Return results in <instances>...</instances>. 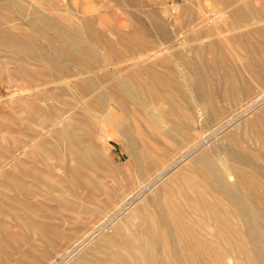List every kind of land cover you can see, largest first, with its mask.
Returning a JSON list of instances; mask_svg holds the SVG:
<instances>
[{"label":"rangeland","instance_id":"rangeland-1","mask_svg":"<svg viewBox=\"0 0 264 264\" xmlns=\"http://www.w3.org/2000/svg\"><path fill=\"white\" fill-rule=\"evenodd\" d=\"M69 32L92 66L57 52ZM262 97L264 0H0V264H264ZM180 125L215 163L245 154L256 166L230 168L259 184L223 175L241 202L214 178L183 185L179 230L145 248L143 217L190 155L150 181L185 151Z\"/></svg>","mask_w":264,"mask_h":264},{"label":"bare ground","instance_id":"bare-ground-1","mask_svg":"<svg viewBox=\"0 0 264 264\" xmlns=\"http://www.w3.org/2000/svg\"><path fill=\"white\" fill-rule=\"evenodd\" d=\"M53 36L54 38L58 40V45H56L57 52L62 57H64L68 62L73 64L78 69H84L85 67L93 65L94 60H95L94 57L91 56L87 52V49L84 48L82 44L81 45L79 44V41H77L76 39L75 33L74 34L72 32L63 33V34L59 33V35L57 34L56 36L55 35ZM17 48H22V47L17 46ZM23 49L25 50V48ZM184 73H183V70H178L179 75L182 76ZM158 81H160L158 83L161 84V86L167 85L164 83L163 79H159ZM256 99L257 100H254L250 104L251 106L254 104L256 105L258 101L261 100L259 98H256ZM164 122L165 121L161 119L160 123H164ZM249 128L251 129V131L258 129V132H261L262 137H264V111H261L260 113L255 114L254 120L251 122V125ZM178 131L180 133V143L182 144L181 148H184L185 151L176 153L177 156H174L171 159V162L167 163L162 168L157 169V172L155 173L153 177L150 178V181L155 180V179H160L161 176L165 173V171L168 168L172 167L171 165H173L179 159L185 156H188V154L190 155H189V158L187 159L188 162L182 166L181 165L177 166L176 169L173 170V172L169 175V177L165 179L164 183L161 185V188L157 189V191L163 192V195H162L163 197L161 199V202L159 201L158 203L155 204V207L153 210L155 213L152 215L145 214L143 217V220H144L143 227L137 231V238H134V239L140 238L141 244H144L145 248L155 249L154 248L155 242L159 241L158 232H160V235H161L164 232V230L165 231H168V230L172 231L173 229L179 230L180 224H181L180 219L178 218L180 206H178L175 203L174 199H176V197L181 195L182 192L184 191L183 185H185L193 194L196 193L199 195H203L205 193L204 182H207L211 180L212 178H214L218 186L224 187L226 193L230 194L234 200L236 199L238 200V202H241L242 196L238 193L231 192L229 187L233 185L225 186L223 178L228 177L230 174H233L239 177L241 180H247L251 186H257L259 184V181H258L259 174L255 170H252V169L246 170L244 168H240L238 172H236L230 168L231 166H256L252 164L250 161L248 163L249 157L245 156V154L239 153L233 150L232 148L226 147V150L222 153V155L220 153L216 154L217 163H215L212 157V154L210 153L211 148L208 145L204 146L203 141H205L204 139L206 138H202V137L198 138V136L191 137L190 135H188L187 128L184 125H180ZM196 152L198 153L196 155H193ZM224 157L226 159L229 158L228 160H230L232 163H227ZM215 166H219L220 169H218ZM147 185L148 184H146V187H149ZM152 226L156 227L157 230L153 232ZM183 234H186L184 230H183ZM195 241H198L197 237L195 238Z\"/></svg>","mask_w":264,"mask_h":264}]
</instances>
